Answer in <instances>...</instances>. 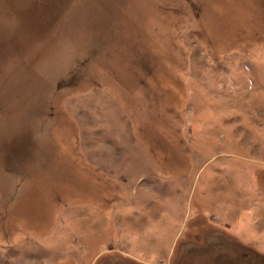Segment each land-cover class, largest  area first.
Here are the masks:
<instances>
[{"label":"rangeland","instance_id":"rangeland-1","mask_svg":"<svg viewBox=\"0 0 264 264\" xmlns=\"http://www.w3.org/2000/svg\"><path fill=\"white\" fill-rule=\"evenodd\" d=\"M0 264H264V0H0Z\"/></svg>","mask_w":264,"mask_h":264}]
</instances>
